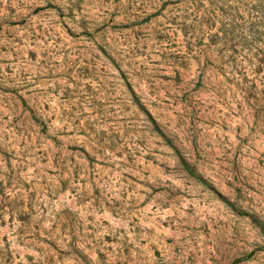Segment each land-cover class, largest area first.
Returning <instances> with one entry per match:
<instances>
[{"label": "rangeland", "instance_id": "374dc122", "mask_svg": "<svg viewBox=\"0 0 264 264\" xmlns=\"http://www.w3.org/2000/svg\"><path fill=\"white\" fill-rule=\"evenodd\" d=\"M0 264H264V0H0Z\"/></svg>", "mask_w": 264, "mask_h": 264}]
</instances>
